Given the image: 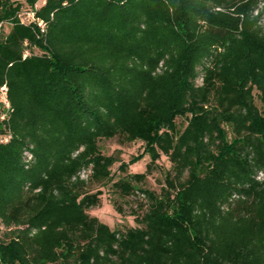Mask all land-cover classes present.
<instances>
[{
    "label": "trees",
    "instance_id": "obj_1",
    "mask_svg": "<svg viewBox=\"0 0 264 264\" xmlns=\"http://www.w3.org/2000/svg\"><path fill=\"white\" fill-rule=\"evenodd\" d=\"M37 2L0 0V264H264V0ZM115 137L122 197L170 163L122 229L87 212Z\"/></svg>",
    "mask_w": 264,
    "mask_h": 264
},
{
    "label": "rangeland",
    "instance_id": "obj_2",
    "mask_svg": "<svg viewBox=\"0 0 264 264\" xmlns=\"http://www.w3.org/2000/svg\"><path fill=\"white\" fill-rule=\"evenodd\" d=\"M43 1L38 0L36 6L41 5ZM21 16L24 21L31 20L30 9L24 7ZM7 31V26L0 29V33H6ZM34 52L38 53L37 50H34ZM197 82L199 83L200 80H197ZM256 103L259 106L257 100ZM177 122L180 127L184 125V119L182 118L177 119ZM99 148L102 154L113 155L116 158V162L111 167V177L109 180L88 184L87 189L90 192L93 193L100 190L102 195L100 196V206L91 208L87 212L91 216L97 217L111 229L133 227L135 226L134 214H142L145 209V207H141L145 204V199L140 195L139 189L159 192L160 188L164 185L165 172L170 169V163L166 157L161 156L156 162V168H153L151 173L146 176L145 181L141 185L135 186V193L129 197H122L119 191L113 187V183L125 179L127 174L144 173L146 164L149 163L150 158L148 155H144L138 161L130 163L132 158L141 155L143 152V145L139 141L124 142L121 138L115 137L108 140H101L99 142ZM115 206L119 207L121 211L117 212L114 209ZM7 232L8 229L0 224V239L6 238Z\"/></svg>",
    "mask_w": 264,
    "mask_h": 264
},
{
    "label": "built area",
    "instance_id": "obj_3",
    "mask_svg": "<svg viewBox=\"0 0 264 264\" xmlns=\"http://www.w3.org/2000/svg\"><path fill=\"white\" fill-rule=\"evenodd\" d=\"M263 5H264V3H261L259 5L258 9L255 10L254 15H258V13H259V11H261V8H262ZM259 23L264 26V13L262 14V18H261ZM0 92H1L2 101L4 102L5 106L8 107V103L6 101V95H5V92H6L5 87H1ZM257 179L258 180L263 179V174L259 173V175L257 176Z\"/></svg>",
    "mask_w": 264,
    "mask_h": 264
}]
</instances>
